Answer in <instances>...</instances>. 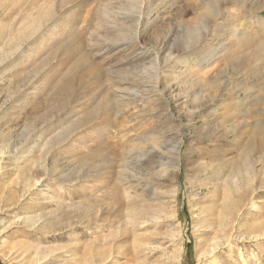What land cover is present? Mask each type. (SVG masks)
I'll list each match as a JSON object with an SVG mask.
<instances>
[{"label": "rangeland", "instance_id": "rangeland-1", "mask_svg": "<svg viewBox=\"0 0 264 264\" xmlns=\"http://www.w3.org/2000/svg\"><path fill=\"white\" fill-rule=\"evenodd\" d=\"M129 1L0 0V264H264V0Z\"/></svg>", "mask_w": 264, "mask_h": 264}, {"label": "bare ground", "instance_id": "bare-ground-1", "mask_svg": "<svg viewBox=\"0 0 264 264\" xmlns=\"http://www.w3.org/2000/svg\"><path fill=\"white\" fill-rule=\"evenodd\" d=\"M131 1V0H130ZM129 1V2H130ZM136 1V0H135ZM144 1V0H143ZM146 1V0H145ZM163 1H165V0H157V2H156V4H158V6H161L162 8H161V10H162V14H165V12L167 11V10H169V8H171V6H167V7H165V6H163V4L164 3H162ZM173 0H169L167 3L169 4V3H171ZM133 2V1H132ZM134 4L136 3L137 4V2H133ZM132 3V4H133ZM150 3V2H149ZM153 4H154V2H153ZM166 4V3H165ZM146 5H147V3H146ZM145 4L142 6V7H140V6H136V8L138 9L137 10V18H138V25H145V24H143V14L144 13H146V12H149L150 11V8H148L147 6H146ZM134 6V5H133ZM150 6V5H149ZM135 9V8H134ZM135 12V11H134ZM161 14V15H162ZM219 14V13H218ZM218 14H216V15H218ZM152 15V14H151ZM160 15V14H159ZM126 16V15H125ZM130 16V15H129ZM134 16V15H133ZM218 17V16H217ZM159 18V17H158ZM216 19V18H215ZM156 20V19H155ZM263 21V20H262ZM125 27V26H124ZM121 28V27H120ZM240 30L239 29H235L234 30V33H233V36H235L238 32H239ZM141 33H142V31H141ZM216 33V32H215ZM207 34V33H206ZM214 33H212V32H209L207 35H205V36H203V35H201V33H199V32H195V33H192V37H190L189 39H190V41H191V46L189 45L188 46V49H187V51L190 49V47H191V50H195V49H197V48H199L200 46H201V44L204 42V39H206L207 37H210L211 35H213ZM214 36V35H213ZM225 36H222V37H220V39H222V38H224ZM211 41V40H210ZM210 41H209V44H210ZM136 42V41H135ZM207 43V42H206ZM214 43V42H213ZM130 44H132V43H130ZM135 45V44H134ZM136 46H137V44H136ZM134 47V46H133ZM213 47V46H212ZM163 48V47H162ZM162 48H160V50L162 49ZM260 49V48H259ZM199 50V49H198ZM207 50H211V48H210V46H208V48H207ZM166 51V50H165ZM157 55V54H156ZM160 55V54H159ZM174 54H173V52L170 50L169 51V53H168V55H167V60L169 61V59L173 56ZM172 59V58H171ZM190 59L189 58H185L184 59V61H185V63H184V65H187V64H189L190 63V61H189ZM155 61V60H154ZM169 63V62H168ZM235 64H236V67L237 68H243V67H245V66H248L247 64V61L246 60H238V61H236L235 62ZM156 72H158V68L156 69ZM160 73V72H159ZM158 73V74H159ZM141 76H144V77H148V79L150 80V83L148 84V82H142L141 81V83L140 84H142L141 86H148V85H151L152 86V88H153V92L154 93H156V92H158L159 91V87H160V78H159V76L157 75V73H155L154 74V76H149V74H147V72H142L141 74H140ZM264 80V77H261V78H259V80ZM168 88V87H167ZM130 94H132V97H134V99L135 98H140V100L141 99H144V96L142 95V94H140V92H139V90H132V92L130 93ZM19 96V95H18ZM128 97V96H127ZM124 100H125V98H124ZM123 100V101H124ZM125 103V102H124ZM127 104L129 103V102H126ZM261 112V111H260ZM261 114V113H260ZM262 114L264 115V111H262ZM261 128H262V130L264 129V122L262 123V125L260 126ZM261 131V130H260ZM230 133V132H229ZM27 141V140H26ZM33 142H31V140H28V142L25 144V145H23L22 147L24 148V149H26L28 146L30 147V148H32L33 147ZM34 146H35V144H34ZM30 148H28V149H26V151L23 153L24 155H26L25 156V158L28 156V155H30V154H27L28 152H29V150H30ZM156 150H154V152H155ZM150 153H152V151L150 152ZM150 155V154H149ZM144 156H146V154L144 155ZM147 157V156H146ZM24 158V159H25ZM23 159V160H24ZM136 160H139V157L136 159ZM21 163V162H20ZM19 163V164H20ZM179 165V164H178ZM180 167V166H179ZM235 181V180H234ZM249 185V184H248ZM130 193V192H129ZM133 220V219H132ZM135 222V221H134ZM221 226V225H220ZM219 230V229H218ZM221 232V231H220ZM216 234H218V233H216ZM168 236H170L171 237V239H179V236H180V233H173V231H171V232H169V235ZM224 237V236H223ZM223 237L221 238V239H223ZM225 238H226V236H225ZM224 238V239H225ZM216 239V238H215ZM228 241V239L226 238V241L225 242H227ZM222 241H220V242H215V243H212V244H210V245H208L209 246V248H210V250L208 251V249H207V252H205V255L207 254H213V253H215V251H217V249H218V247H219V245H220V243H221ZM230 242V241H229ZM173 243V242H172ZM224 243V242H223ZM226 244V243H225ZM228 244V243H227ZM224 245V244H223ZM222 246V245H221ZM157 249V248H156ZM177 250V249H176ZM213 256V255H212ZM180 259H181V257H180V254H179V251H176L175 253H172V254H166V256H165V258L162 260V262H161V264H177V263H180Z\"/></svg>", "mask_w": 264, "mask_h": 264}]
</instances>
